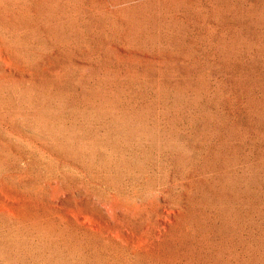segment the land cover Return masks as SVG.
<instances>
[{
  "label": "rangeland",
  "instance_id": "374dc122",
  "mask_svg": "<svg viewBox=\"0 0 264 264\" xmlns=\"http://www.w3.org/2000/svg\"><path fill=\"white\" fill-rule=\"evenodd\" d=\"M0 264H264V0H0Z\"/></svg>",
  "mask_w": 264,
  "mask_h": 264
}]
</instances>
